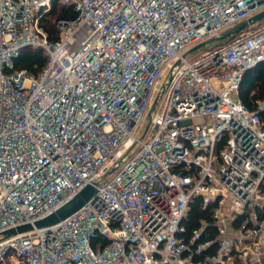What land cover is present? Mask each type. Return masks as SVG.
Masks as SVG:
<instances>
[{
    "label": "built area",
    "instance_id": "built-area-1",
    "mask_svg": "<svg viewBox=\"0 0 264 264\" xmlns=\"http://www.w3.org/2000/svg\"><path fill=\"white\" fill-rule=\"evenodd\" d=\"M74 17L41 23L53 2ZM264 10V0H0V264H264V20L199 48ZM41 48L38 75L16 69ZM207 47V48H206ZM150 120L139 131L145 116ZM87 185L94 199L40 220ZM212 207L183 237L194 197ZM244 220L235 224L238 216Z\"/></svg>",
    "mask_w": 264,
    "mask_h": 264
},
{
    "label": "trees",
    "instance_id": "trees-1",
    "mask_svg": "<svg viewBox=\"0 0 264 264\" xmlns=\"http://www.w3.org/2000/svg\"><path fill=\"white\" fill-rule=\"evenodd\" d=\"M71 8L60 5L57 1L53 2L52 8L47 11L41 18V23L45 27L51 39H57V29L55 20L59 17H74ZM233 38V37H230ZM229 39V38H227ZM214 41V44L225 43V40ZM47 63V55L41 48H24L20 55L15 58L14 64L16 69H27L30 73L38 75ZM242 102L249 110L256 109V100L264 96V63H260L248 69L242 79L239 91ZM213 205L204 208L202 198L196 196L190 203L188 217L184 220L185 232L183 237L187 240V235L194 228L200 227L203 223L207 229L205 237L215 239L218 231L215 226V219L212 215ZM264 215V210L261 212ZM244 216H238L234 223L238 224L244 220Z\"/></svg>",
    "mask_w": 264,
    "mask_h": 264
},
{
    "label": "water",
    "instance_id": "water-1",
    "mask_svg": "<svg viewBox=\"0 0 264 264\" xmlns=\"http://www.w3.org/2000/svg\"><path fill=\"white\" fill-rule=\"evenodd\" d=\"M264 20V10L256 13L249 19L243 21L242 23L236 25L235 27L227 30L226 32L210 37L206 39L205 41L199 43L198 45L191 48L188 52L184 54V56H187L189 53L205 47L209 45L211 42L227 39L230 37H235L240 32L244 31L246 28L251 27L261 21ZM96 193V188L93 185H87L83 189L79 191V193L70 201L62 205L60 208H58L53 213L47 215L46 217L37 220L34 222V224L27 223L23 224L21 226H18L17 228H13L6 232V236H11L17 233L25 232L28 230H32L35 227L36 228H43V227H50L54 224L59 223L60 221L64 220L68 216H70L72 213L80 209L88 200L94 199Z\"/></svg>",
    "mask_w": 264,
    "mask_h": 264
},
{
    "label": "rangeland",
    "instance_id": "rangeland-1",
    "mask_svg": "<svg viewBox=\"0 0 264 264\" xmlns=\"http://www.w3.org/2000/svg\"><path fill=\"white\" fill-rule=\"evenodd\" d=\"M255 28H256L255 25H253V26H251V27H248V28H246L244 31L240 32V33H239L238 35H236V36H241V35L248 34L249 32L253 31ZM230 40H232V38H229V39L225 40V42H229ZM212 46H213V42H211L207 47L210 48V47H212ZM207 47H206V48H207ZM202 50H204V49H197V50L191 52V53L188 55L189 58H193V57H195L199 52H202ZM149 120H150V116H149V115H147V116L144 117L143 122H142V125H141V130L139 131V135H140V136L143 134L145 128L147 127V125H148V123H149Z\"/></svg>",
    "mask_w": 264,
    "mask_h": 264
}]
</instances>
